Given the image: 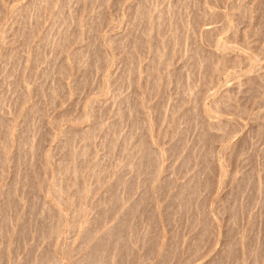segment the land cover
Listing matches in <instances>:
<instances>
[{
	"label": "rangeland",
	"instance_id": "rangeland-1",
	"mask_svg": "<svg viewBox=\"0 0 264 264\" xmlns=\"http://www.w3.org/2000/svg\"><path fill=\"white\" fill-rule=\"evenodd\" d=\"M0 264H264V0H0Z\"/></svg>",
	"mask_w": 264,
	"mask_h": 264
},
{
	"label": "bare ground",
	"instance_id": "bare-ground-1",
	"mask_svg": "<svg viewBox=\"0 0 264 264\" xmlns=\"http://www.w3.org/2000/svg\"><path fill=\"white\" fill-rule=\"evenodd\" d=\"M208 30V29H207ZM210 31V30H209Z\"/></svg>",
	"mask_w": 264,
	"mask_h": 264
}]
</instances>
